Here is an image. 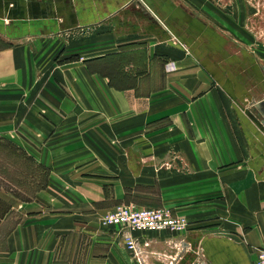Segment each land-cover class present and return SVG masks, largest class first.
Wrapping results in <instances>:
<instances>
[{"label":"crops","instance_id":"1","mask_svg":"<svg viewBox=\"0 0 264 264\" xmlns=\"http://www.w3.org/2000/svg\"><path fill=\"white\" fill-rule=\"evenodd\" d=\"M233 9L0 0V136L49 171L0 217V264H256L264 57L223 21ZM126 202L188 227L135 233L139 259L102 221Z\"/></svg>","mask_w":264,"mask_h":264},{"label":"rangeland","instance_id":"2","mask_svg":"<svg viewBox=\"0 0 264 264\" xmlns=\"http://www.w3.org/2000/svg\"><path fill=\"white\" fill-rule=\"evenodd\" d=\"M218 2L220 8H226L227 3L234 7V14H230L229 19L226 18L227 21L223 20L225 24H234L236 31L232 34L242 44L250 46L256 53H262L264 57V0H218ZM55 59L60 62L66 60V57ZM16 146L23 148L17 143L9 142L8 139L0 140V206L30 198L26 192L33 194L38 185L48 179L47 166L34 163L19 152ZM180 247L182 243L172 246L175 249ZM169 260H172V257Z\"/></svg>","mask_w":264,"mask_h":264},{"label":"built area","instance_id":"3","mask_svg":"<svg viewBox=\"0 0 264 264\" xmlns=\"http://www.w3.org/2000/svg\"><path fill=\"white\" fill-rule=\"evenodd\" d=\"M105 224L120 226L126 229L124 240L126 246L141 259L135 233L143 231L183 232L188 227V219L183 215H175L170 208L142 206L134 203H119L102 216ZM256 264H264V244L257 249Z\"/></svg>","mask_w":264,"mask_h":264},{"label":"trees","instance_id":"4","mask_svg":"<svg viewBox=\"0 0 264 264\" xmlns=\"http://www.w3.org/2000/svg\"><path fill=\"white\" fill-rule=\"evenodd\" d=\"M0 140H6V139L0 137ZM9 142H12V141L9 140ZM16 148H17V150H18L19 152H21V153H22L24 156H26L28 159H31V160L34 161V163H37V164L40 165V163L36 162V160L34 159V157L31 156L26 150H24L23 148H21V147H19V146H16ZM40 166H42V164H41ZM47 184H48V179H47L45 182L39 184V185H38V188H37L36 190H38L39 188L45 187ZM36 190H35V192H36ZM35 192H34L33 194L30 193V192H26V193H28V194L32 197V196L35 195ZM18 196H20V195L18 194ZM7 210H8V205H6V206H0V217H1L2 215H4V214L6 213Z\"/></svg>","mask_w":264,"mask_h":264},{"label":"water","instance_id":"5","mask_svg":"<svg viewBox=\"0 0 264 264\" xmlns=\"http://www.w3.org/2000/svg\"><path fill=\"white\" fill-rule=\"evenodd\" d=\"M263 69H264V65H263ZM255 108L260 109V111L263 113L264 115V99H262L261 101H258L256 104H254L253 109L255 110ZM259 116V114H258ZM261 120L264 123V118H261Z\"/></svg>","mask_w":264,"mask_h":264}]
</instances>
